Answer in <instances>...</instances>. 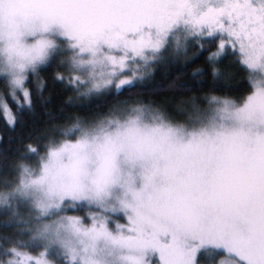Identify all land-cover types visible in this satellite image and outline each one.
Listing matches in <instances>:
<instances>
[{
	"label": "snow or ice",
	"instance_id": "6c2138e0",
	"mask_svg": "<svg viewBox=\"0 0 264 264\" xmlns=\"http://www.w3.org/2000/svg\"><path fill=\"white\" fill-rule=\"evenodd\" d=\"M37 108L0 264H264V0H0V122Z\"/></svg>",
	"mask_w": 264,
	"mask_h": 264
},
{
	"label": "trees",
	"instance_id": "16d2710c",
	"mask_svg": "<svg viewBox=\"0 0 264 264\" xmlns=\"http://www.w3.org/2000/svg\"><path fill=\"white\" fill-rule=\"evenodd\" d=\"M199 66V65H197ZM170 75H166V70L160 69L156 72V75L152 81H150L146 86L145 90L143 91V95L146 99H156L158 101L164 100L166 97H170L172 95L173 90H168L167 81L168 80H175L177 77V73L175 70H168ZM191 71V69H189ZM43 75V74H42ZM182 82L180 80L177 81ZM156 85H163L165 91H162L156 95H150L149 91ZM47 95V93H46ZM55 95V93H53ZM59 100L53 99L52 104L49 105L50 108L54 110L58 109ZM43 109L37 108L36 113L34 116L26 117V123L18 125L14 130L6 128L2 122H0V136H3L4 140L0 143V149H5L9 147L8 141L11 138L14 142L11 147L15 148L16 144L15 141L19 140L20 138H26L30 134H33L34 128L43 127V122L45 117L43 116ZM5 218L0 215V222H3Z\"/></svg>",
	"mask_w": 264,
	"mask_h": 264
}]
</instances>
